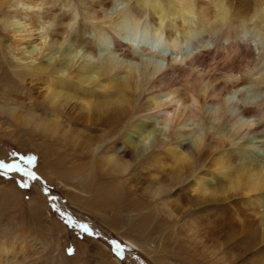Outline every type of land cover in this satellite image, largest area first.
Returning <instances> with one entry per match:
<instances>
[{
	"label": "bare ground",
	"instance_id": "1",
	"mask_svg": "<svg viewBox=\"0 0 264 264\" xmlns=\"http://www.w3.org/2000/svg\"><path fill=\"white\" fill-rule=\"evenodd\" d=\"M5 2L19 12L0 19L17 51L12 57L31 64L40 79L37 98L50 109L30 110L37 128L68 133L77 123L67 117L63 123L66 115L111 134L122 131L134 159L152 156L165 137L164 152L181 167L202 147L212 148V171L192 175L183 189L219 211L218 234L253 243L250 264H264V0L248 7L232 0H80V14L68 0L63 6L71 15L52 35L45 32L44 8L51 0ZM206 84L212 86L201 95ZM189 94L199 111L180 108L182 116L160 126L167 113L189 104ZM193 111L197 126H186ZM253 117L260 122L234 130ZM119 154L108 150L101 157L122 167L129 161ZM220 178L226 182H211ZM11 248L0 242V264H8Z\"/></svg>",
	"mask_w": 264,
	"mask_h": 264
},
{
	"label": "rangeland",
	"instance_id": "2",
	"mask_svg": "<svg viewBox=\"0 0 264 264\" xmlns=\"http://www.w3.org/2000/svg\"><path fill=\"white\" fill-rule=\"evenodd\" d=\"M64 1L68 0H51L44 6L50 14L46 16L48 34L61 33L63 21L71 15ZM69 1L75 3L80 14V0ZM232 1L238 2L237 7H248L252 2ZM17 12L0 0V19ZM5 31L0 21V159H10L13 151L37 155L38 174L59 197L53 203L94 224L107 237L123 241L127 246L123 264H250L248 253L253 243L240 241L243 235L218 234V228H223L219 226V211L211 202L198 203L193 192L183 189L192 175L207 176L212 171V148L202 147L200 156L189 158L181 167L164 152L169 146L165 137H161L164 146L155 147L152 156L144 154L134 159L120 138L122 131L111 134L108 129L98 130L100 125L96 123L83 125L66 115H61V121L69 118L77 123L76 129L68 133L40 130L30 118L34 107L43 114L50 111L37 98L40 89L36 83L40 79L32 73L31 64L25 63L27 60L20 62L12 57V52L17 57V51ZM27 39H35V35ZM100 145V150L96 149ZM124 149L128 150L125 155L121 152ZM108 150L119 152L130 163L110 167L101 157ZM177 151L186 153L180 147ZM19 178L0 176V242L12 247L8 264H122L103 238H80L77 230L67 227L50 206L39 182L25 190L17 186ZM211 182L226 181L220 178L217 183L215 179ZM97 187L99 190H95ZM126 240H131L134 248ZM68 249L73 251L69 253Z\"/></svg>",
	"mask_w": 264,
	"mask_h": 264
},
{
	"label": "snow or ice",
	"instance_id": "3",
	"mask_svg": "<svg viewBox=\"0 0 264 264\" xmlns=\"http://www.w3.org/2000/svg\"><path fill=\"white\" fill-rule=\"evenodd\" d=\"M10 159H0V176L12 178L13 176L20 177L15 182L21 189L28 190L32 184L39 182L46 196L49 197L50 206L59 214L62 221L67 227L77 230L80 238L84 235L93 238H101L102 233L95 228L94 224H90L87 220H81L74 217L71 213L65 214L61 208L57 207L54 201H58L59 197L51 193V189L47 186V181L38 174L39 158L33 154H22L13 151L10 153ZM105 242L109 244L113 255L121 260L122 264L126 260L125 251L127 246L118 238H105ZM69 253L73 249H68ZM135 251V249H132Z\"/></svg>",
	"mask_w": 264,
	"mask_h": 264
},
{
	"label": "clouds",
	"instance_id": "4",
	"mask_svg": "<svg viewBox=\"0 0 264 264\" xmlns=\"http://www.w3.org/2000/svg\"><path fill=\"white\" fill-rule=\"evenodd\" d=\"M74 23V21H73ZM71 24L68 25V27L71 29ZM67 39V37H65V40ZM46 42V40H45ZM191 57H186V59H190ZM181 64H183V60H180L179 61ZM195 71V69H194ZM234 78V77H233ZM212 85L210 84H206L205 85V88L202 90L201 92V95H205L206 92H207V89L210 88ZM190 96V102L188 105H184L183 103H181L178 108L176 110H174L173 112H170V113H167L166 114V118H165V121L160 125L162 127H164L165 129H167V126L169 123L173 122V117L177 116V115H180L182 116V113H180L179 109L180 108H184L185 110H195V111H199V101L195 98L194 95L192 94H189ZM195 111H193V119H191L189 121V125H186V126H197L196 123H195ZM261 119H264V117H262ZM260 121H258L255 117L249 119V120H246V121H242L240 125H234V130H239L240 128H243V127H253L255 126L257 123H259ZM150 139V134H146L144 137H143V140L144 142H148V140Z\"/></svg>",
	"mask_w": 264,
	"mask_h": 264
},
{
	"label": "water",
	"instance_id": "5",
	"mask_svg": "<svg viewBox=\"0 0 264 264\" xmlns=\"http://www.w3.org/2000/svg\"><path fill=\"white\" fill-rule=\"evenodd\" d=\"M62 209H63V212L64 213H70V211L67 209V208H65L63 205H62V207H61ZM74 217H76V216H74ZM89 222V221H88ZM90 223V222H89ZM90 224H92V223H90ZM95 228L97 229V230H99L96 226H95ZM100 231V230H99ZM101 232V231H100ZM102 233V237L101 238H103L104 240H105V238H110V237H107V235H105L103 232H101ZM125 252H127V251H125ZM132 253V252H131ZM130 253V254H131ZM132 255H134V254H132Z\"/></svg>",
	"mask_w": 264,
	"mask_h": 264
}]
</instances>
